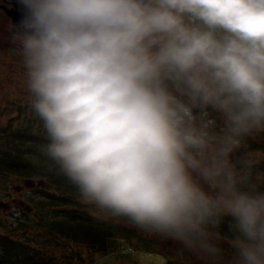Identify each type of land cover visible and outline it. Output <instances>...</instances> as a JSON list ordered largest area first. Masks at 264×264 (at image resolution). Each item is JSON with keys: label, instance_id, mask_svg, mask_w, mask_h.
Returning <instances> with one entry per match:
<instances>
[{"label": "clouds", "instance_id": "obj_1", "mask_svg": "<svg viewBox=\"0 0 264 264\" xmlns=\"http://www.w3.org/2000/svg\"><path fill=\"white\" fill-rule=\"evenodd\" d=\"M10 27L43 151L101 212L153 234L203 222L218 175L192 105L264 124V0H20ZM187 118V119H186ZM199 156V158H198ZM233 264H264V192L225 189Z\"/></svg>", "mask_w": 264, "mask_h": 264}, {"label": "trees", "instance_id": "obj_2", "mask_svg": "<svg viewBox=\"0 0 264 264\" xmlns=\"http://www.w3.org/2000/svg\"><path fill=\"white\" fill-rule=\"evenodd\" d=\"M11 103L15 108L12 115L0 110V116L2 113L6 116L0 121V202L9 199L19 181L28 186L29 191L24 194H29V198L14 204L19 210L15 215L0 209V264H86L80 252L73 251V244L83 246L87 253L103 254L128 239L126 235H113L120 226L110 219L130 221L94 216L91 204L81 201L76 188L46 156L43 151L48 143L46 131L29 107V97L18 99L19 104ZM217 116L220 119L215 118L210 125L207 120L201 121L213 125L203 130L219 137L216 141L219 148L232 147L226 155L230 174L222 177L224 182H234L236 189L264 192V124L237 134L223 111ZM259 151L263 155L253 158ZM217 154L220 157L221 152ZM221 215L216 221V233L227 240L221 242L222 249L230 250L233 223L226 219L230 216ZM191 237L197 239L194 234ZM94 261L90 258V262Z\"/></svg>", "mask_w": 264, "mask_h": 264}, {"label": "rangeland", "instance_id": "obj_3", "mask_svg": "<svg viewBox=\"0 0 264 264\" xmlns=\"http://www.w3.org/2000/svg\"><path fill=\"white\" fill-rule=\"evenodd\" d=\"M10 26L9 18L0 12V110L8 112V115H12L15 109L11 102L18 103V99H26V97H29L25 86L24 68L21 57L16 46L11 42ZM167 86L174 95L189 107L196 105H192L182 85L170 82ZM11 108H13L12 111ZM208 109H211L212 113H210L212 116L211 122H214L215 118L220 119L217 116L220 112L219 108L211 103H203L202 109L192 115L189 123L198 133L204 135L206 147L201 155L215 162L218 175L205 178L194 172L193 179L201 186L210 201L217 205L218 214L213 217L211 216L210 219L204 218L203 222L195 226L187 225L182 227L178 232L159 235L143 231L130 222L110 219L111 222L120 226L116 227V232L113 235L118 237L126 235L125 238L129 240L123 239L118 243L117 247H112L103 254L94 252L87 253L83 246L76 247L73 244V251H79L86 261V264H233V248L230 250L222 249L221 242H226L227 240L224 239L225 236H222V234L219 235V233H216V230H218V224H216L217 219L223 217L221 214L229 216L222 197L224 196L226 187L234 186V182L228 181L225 183L222 177L230 174L229 165L226 164V155H228L232 147L228 149L219 148L216 143L219 137L214 136L216 134L213 132L203 130V127L206 129L213 127V125L208 126L206 123H203L204 121H201L209 117L210 114L205 113ZM5 117V114L2 113L0 121L3 122ZM211 122L207 123L210 124ZM218 152H221L220 157L217 154ZM262 155L259 151L253 158L259 159ZM26 187L28 186L19 181L16 191L12 192L11 190L9 199L5 202H0V209L8 211L9 213L14 212L13 215L17 214L19 210L14 208V204L24 198H29V194H24L25 191H29ZM91 210L94 216L102 215L104 218H114L111 214L101 212L93 205H91ZM226 219L231 220V218ZM204 228L211 233L203 230ZM194 233L197 236L196 240L191 237V234ZM58 241L62 244L65 243L60 239ZM229 242H232V240ZM57 250L62 252L61 248ZM90 258H94L95 261L90 262Z\"/></svg>", "mask_w": 264, "mask_h": 264}, {"label": "water", "instance_id": "obj_4", "mask_svg": "<svg viewBox=\"0 0 264 264\" xmlns=\"http://www.w3.org/2000/svg\"><path fill=\"white\" fill-rule=\"evenodd\" d=\"M10 7L6 8L2 5H0V9L3 11V13L9 18L10 24H18L22 14L23 9L20 4V0H7ZM11 27V26H10ZM196 108L192 109V112H195Z\"/></svg>", "mask_w": 264, "mask_h": 264}, {"label": "flooded vegetation", "instance_id": "obj_5", "mask_svg": "<svg viewBox=\"0 0 264 264\" xmlns=\"http://www.w3.org/2000/svg\"><path fill=\"white\" fill-rule=\"evenodd\" d=\"M0 5L4 6V7H10L9 3L7 0H0ZM0 12L3 13V11L0 9ZM4 14V13H3ZM5 16V15H4ZM167 84H170L169 81H166Z\"/></svg>", "mask_w": 264, "mask_h": 264}]
</instances>
